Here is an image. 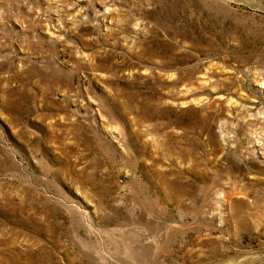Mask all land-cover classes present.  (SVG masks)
I'll return each mask as SVG.
<instances>
[{
  "label": "rangeland",
  "instance_id": "rangeland-1",
  "mask_svg": "<svg viewBox=\"0 0 264 264\" xmlns=\"http://www.w3.org/2000/svg\"><path fill=\"white\" fill-rule=\"evenodd\" d=\"M263 129L264 0H0V264H264Z\"/></svg>",
  "mask_w": 264,
  "mask_h": 264
},
{
  "label": "bare ground",
  "instance_id": "bare-ground-1",
  "mask_svg": "<svg viewBox=\"0 0 264 264\" xmlns=\"http://www.w3.org/2000/svg\"><path fill=\"white\" fill-rule=\"evenodd\" d=\"M263 117V116H262ZM264 130V129H263ZM259 133V132H258Z\"/></svg>",
  "mask_w": 264,
  "mask_h": 264
}]
</instances>
